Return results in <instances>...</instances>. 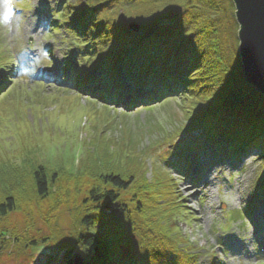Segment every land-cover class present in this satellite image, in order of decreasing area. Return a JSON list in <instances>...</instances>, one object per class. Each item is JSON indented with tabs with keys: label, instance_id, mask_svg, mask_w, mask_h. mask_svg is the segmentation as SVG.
Returning <instances> with one entry per match:
<instances>
[{
	"label": "rangeland",
	"instance_id": "obj_1",
	"mask_svg": "<svg viewBox=\"0 0 264 264\" xmlns=\"http://www.w3.org/2000/svg\"><path fill=\"white\" fill-rule=\"evenodd\" d=\"M60 1L62 0H42L43 5L38 3L40 11L37 12L33 0L25 14L21 12L17 16L18 14L12 13L11 21L7 17H0V25H3L0 28V65H3L0 75L4 77L0 78V92L7 91L5 89L9 80L12 83L8 91L0 95V170L4 176L18 172L16 183H20L22 178L26 184H30V174L41 167L63 175L57 178L49 195L42 200H37L35 193L28 189H24L22 194L18 190L11 192L17 200L23 198L26 202L19 203L17 212L0 218V244L3 247L0 250V264H67L65 256L69 251V258L75 259L78 255L76 240L82 232V217L87 213L96 215L97 203L93 200L102 199L103 204V196L113 191L102 179L94 181L81 173L90 162L91 155L88 159V154L93 152L94 159L99 160L96 148L85 146V142L93 139V120L100 124L106 123L104 129L110 131L108 135H103L110 138L123 137L128 141L125 134L139 135L140 139L134 142L138 144L139 153L136 156L140 158L145 156L140 149L155 143V155L145 157L148 168L145 167L143 174L147 176L148 182L152 183L155 179L153 168L162 174L170 172L171 179L176 184V195L172 194L170 201L182 207L172 217V223L174 226L176 224L177 230L172 231L171 237L179 249L174 264H264V259H259V246L255 242V234H262L264 231L263 209L257 205L250 213L249 220L245 215L244 221L234 219L231 223L227 220L228 216L237 214L234 212H242L252 195H256L254 192L264 160H260V154L257 153L240 161L224 156L221 162L209 149L200 146L199 150H195L199 162H192L193 169L190 173L203 168L208 171L201 172L205 174L203 181L191 187L194 184L190 183L185 175V171L189 170V155L186 156L185 153L188 145L194 144L196 147L194 140L201 141L205 125L192 124L188 117L189 111L184 108L186 106L182 100L186 98L185 92L189 94V91H185L184 86L173 96L169 95L164 104L150 111L139 108V112H125L113 106L108 108L109 111H105L104 105L97 99L86 98L66 88L60 89L56 86L59 84L54 81L50 84L35 81L32 75L28 74L31 69L26 59L29 60V56L23 54L29 50V41L33 42L31 50L39 55L31 64L32 69L34 64L40 62L49 65L48 59L51 57H48L45 63L42 58L44 51L49 48L52 52L50 46L61 43L60 37H54L49 31V11L53 10L54 14L59 8L58 4L62 5ZM63 1L64 7L74 2ZM217 2L225 9L234 6L233 0ZM20 6V2H15L16 8ZM232 11L238 26L236 37L239 51V25L235 6ZM130 32L138 34L134 30ZM55 33L59 34V29L55 28ZM45 35L51 36V39L44 40ZM130 43L125 45L121 41V46L116 49V56L123 60V53L130 47ZM22 55L23 57L16 61L15 58ZM134 61L132 60L135 67L139 68ZM139 65L142 66L141 62ZM174 67L169 72L170 75L180 69ZM241 68L245 79L242 65ZM5 74L7 76H4ZM21 74L25 76L22 77ZM156 103L157 101H154L145 105ZM130 155L135 156V153L132 151ZM116 161L125 163L122 157H116ZM7 164L16 171L4 167L8 166ZM3 186L7 188L6 183ZM197 186L200 190H197ZM92 190L94 191L91 196ZM190 192H194V196L189 200L185 194ZM115 193L128 210H134L135 189ZM162 201L163 199L161 205ZM111 224L122 242L121 262L142 264L143 258L138 243L140 239L129 229L119 226L115 220L113 223L111 221ZM107 225L110 229V224ZM5 238L15 241L11 251L6 250L4 246L7 245L1 242ZM42 239L46 241L40 242ZM31 241L40 243L37 246L30 245Z\"/></svg>",
	"mask_w": 264,
	"mask_h": 264
},
{
	"label": "trees",
	"instance_id": "obj_2",
	"mask_svg": "<svg viewBox=\"0 0 264 264\" xmlns=\"http://www.w3.org/2000/svg\"><path fill=\"white\" fill-rule=\"evenodd\" d=\"M76 2L81 7L87 4V0ZM91 3V9L97 11L93 26L98 39L95 51L101 46H113L115 49L121 46V41L125 45L131 42V56L141 62V73L147 81L163 87L164 93L172 96L182 86L189 91V94L185 92L186 98L182 100L184 108L189 111L188 117L192 124L205 125L201 141L194 140L196 147L189 145L190 151L208 145L220 160L223 155L238 158L257 153L260 154L259 159L264 160V97L247 85L242 76L233 5L225 9L217 0H92ZM131 24L140 27L137 35L130 32ZM174 66L180 69L170 75ZM129 73H137L134 63L130 65ZM167 77H170L172 85L167 82ZM108 108L103 106L105 111H109ZM104 124L93 120V139L85 142V146L96 148L99 160L94 159L93 152L88 154V159L91 155L90 162L81 173L94 181L100 178L113 191L103 196V204L102 199L93 200L97 203L96 215L87 213L82 217V232L76 240L77 252L83 257L84 264H123L120 260L122 242L111 224L115 220L140 239L137 241L142 264H174L179 249L171 237L172 231L177 230L172 217L182 209L181 205L170 201L171 195H176V184L170 172L162 174L153 168L155 179L152 183L143 174L145 167L148 168L145 157L153 156L155 143L140 149L145 154L140 158L136 156L138 144L134 142L140 139L139 135L125 134L128 141L123 137L117 139L113 136L112 139L103 135L110 131L104 129ZM132 151L135 156L130 155ZM116 157H122L125 163H118ZM7 165L4 167L15 170ZM262 166L260 188L257 190V193L262 190L260 198H264V163ZM18 177V172L9 176L1 172L0 218L17 212L19 203L26 202L23 198L17 200L11 192L18 190L22 194L24 189H28L35 193L37 200H42L49 195L57 178L63 175L41 167L30 174V184L22 178L20 183H16ZM4 183L7 188H4ZM131 188L136 191L133 211L128 210L115 193ZM94 190L90 192L91 196ZM96 191L98 193L99 189ZM161 199L163 205L160 204ZM259 202H264V199ZM252 205L250 203V208ZM236 213V217L243 219L239 211ZM107 224H110V229ZM45 241L42 239L40 242ZM1 242L7 245L4 247L8 251L14 248L12 239L5 238ZM39 243L31 241L30 245ZM70 253L65 256L67 264H74V259L69 258Z\"/></svg>",
	"mask_w": 264,
	"mask_h": 264
},
{
	"label": "water",
	"instance_id": "obj_3",
	"mask_svg": "<svg viewBox=\"0 0 264 264\" xmlns=\"http://www.w3.org/2000/svg\"><path fill=\"white\" fill-rule=\"evenodd\" d=\"M239 25V57L245 82L264 97V0H233ZM130 29L140 31L137 24ZM74 264H84L77 255Z\"/></svg>",
	"mask_w": 264,
	"mask_h": 264
},
{
	"label": "clouds",
	"instance_id": "obj_4",
	"mask_svg": "<svg viewBox=\"0 0 264 264\" xmlns=\"http://www.w3.org/2000/svg\"><path fill=\"white\" fill-rule=\"evenodd\" d=\"M14 9H15V0H0V17H7V19L11 21L13 19V16L8 15V12L11 11V13H14ZM2 27L3 25H0V28ZM43 39L50 40L51 36L45 35ZM44 62L46 63L47 61L45 60ZM40 87H43V85H40Z\"/></svg>",
	"mask_w": 264,
	"mask_h": 264
},
{
	"label": "bare ground",
	"instance_id": "obj_5",
	"mask_svg": "<svg viewBox=\"0 0 264 264\" xmlns=\"http://www.w3.org/2000/svg\"><path fill=\"white\" fill-rule=\"evenodd\" d=\"M191 187H195V185H191ZM197 190H200V187L197 186ZM193 194H194V192H190V193L185 194V195H187L189 197V200H190L194 196Z\"/></svg>",
	"mask_w": 264,
	"mask_h": 264
},
{
	"label": "snow or ice",
	"instance_id": "obj_6",
	"mask_svg": "<svg viewBox=\"0 0 264 264\" xmlns=\"http://www.w3.org/2000/svg\"><path fill=\"white\" fill-rule=\"evenodd\" d=\"M12 13H11V11H9L8 12V15H11ZM3 67V65H0V68H2ZM61 119H63V118H61Z\"/></svg>",
	"mask_w": 264,
	"mask_h": 264
}]
</instances>
